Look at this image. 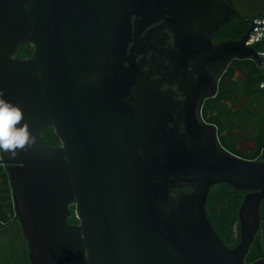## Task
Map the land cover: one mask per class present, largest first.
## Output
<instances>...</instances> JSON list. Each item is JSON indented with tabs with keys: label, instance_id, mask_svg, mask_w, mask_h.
Returning a JSON list of instances; mask_svg holds the SVG:
<instances>
[{
	"label": "water",
	"instance_id": "1",
	"mask_svg": "<svg viewBox=\"0 0 264 264\" xmlns=\"http://www.w3.org/2000/svg\"><path fill=\"white\" fill-rule=\"evenodd\" d=\"M259 15L264 0H0V90L37 141L0 151L32 264H264L244 262L264 194L244 197L234 247L205 210L212 185L262 187L264 163L199 115L232 57L261 66L251 26L215 38Z\"/></svg>",
	"mask_w": 264,
	"mask_h": 264
},
{
	"label": "flooded vegetation",
	"instance_id": "2",
	"mask_svg": "<svg viewBox=\"0 0 264 264\" xmlns=\"http://www.w3.org/2000/svg\"><path fill=\"white\" fill-rule=\"evenodd\" d=\"M251 22V17L233 18L219 28L215 38L238 39L251 26ZM243 26L246 29L241 32ZM253 63L257 65L250 58L232 57L220 73L213 94L202 99L199 115L203 123L213 129L219 145L226 152L243 160L264 163V89L259 84L264 76V69L258 65L255 69ZM10 165L12 164L2 162L0 156V202L4 203L0 206V214H6L5 219H0V264H32L28 241L15 213L7 169ZM235 190L240 198L236 210L240 238V205L247 194H264V185ZM6 193H9L10 207L5 199ZM257 212L258 226L244 256L245 263L264 259V195L258 200Z\"/></svg>",
	"mask_w": 264,
	"mask_h": 264
},
{
	"label": "trees",
	"instance_id": "3",
	"mask_svg": "<svg viewBox=\"0 0 264 264\" xmlns=\"http://www.w3.org/2000/svg\"><path fill=\"white\" fill-rule=\"evenodd\" d=\"M240 23H242V19H240ZM246 26L241 28V32H244ZM254 48L258 51L259 46L253 45ZM31 46L29 43L22 44L18 49L19 57H27L31 53ZM255 69H257V65L253 63ZM262 68V67H261ZM260 85H264V76L260 80ZM262 87V86H261ZM264 89V87H263ZM44 136V141L47 144L53 145L58 142V139L53 133L52 128H45L42 131ZM7 188L8 184H7ZM183 190H191V188L183 187ZM5 199L8 202V206H11L9 193H6ZM240 202V198L237 194V191L226 183H220L213 185L209 188L206 201H205V210L206 215L214 229V231L218 234V236L222 239V241L229 247H234L239 241V229L236 224L237 221V207ZM3 202H0V206H3ZM70 210L72 211L71 215L68 217V221L71 223H76L77 219L74 216L73 206H70ZM6 214H0V219H5Z\"/></svg>",
	"mask_w": 264,
	"mask_h": 264
},
{
	"label": "clouds",
	"instance_id": "4",
	"mask_svg": "<svg viewBox=\"0 0 264 264\" xmlns=\"http://www.w3.org/2000/svg\"><path fill=\"white\" fill-rule=\"evenodd\" d=\"M255 24L258 25L254 29L250 40L258 42L264 38V21L257 19ZM264 87V85H261ZM5 92L0 90V151L8 153L10 158H15L18 151H25L32 145L36 144V138L29 131V124L23 123L22 127H18L25 117L22 108L12 102L4 99ZM87 253L85 256L87 257Z\"/></svg>",
	"mask_w": 264,
	"mask_h": 264
},
{
	"label": "built area",
	"instance_id": "5",
	"mask_svg": "<svg viewBox=\"0 0 264 264\" xmlns=\"http://www.w3.org/2000/svg\"><path fill=\"white\" fill-rule=\"evenodd\" d=\"M257 19L264 21V16L259 15V16L252 17L251 31L249 32L248 37L244 43H245V45H248V46H253V45L259 46L257 54L261 57V67L264 69V38H261V40L258 42H253L250 40V37L252 36L254 29L256 27H258V25L255 24V21ZM260 27H264V25H260ZM261 85H263V84H261Z\"/></svg>",
	"mask_w": 264,
	"mask_h": 264
}]
</instances>
